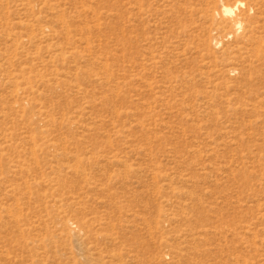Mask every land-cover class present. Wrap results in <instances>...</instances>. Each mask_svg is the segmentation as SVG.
I'll return each mask as SVG.
<instances>
[{
	"label": "rangeland",
	"instance_id": "obj_1",
	"mask_svg": "<svg viewBox=\"0 0 264 264\" xmlns=\"http://www.w3.org/2000/svg\"><path fill=\"white\" fill-rule=\"evenodd\" d=\"M0 264H264V0H0Z\"/></svg>",
	"mask_w": 264,
	"mask_h": 264
},
{
	"label": "bare ground",
	"instance_id": "obj_2",
	"mask_svg": "<svg viewBox=\"0 0 264 264\" xmlns=\"http://www.w3.org/2000/svg\"><path fill=\"white\" fill-rule=\"evenodd\" d=\"M240 5V4H239ZM243 5V4H242ZM237 8L238 7H236V8H232V7H230V6H226V5H223V15L224 16H226V17H228V16H230V17H232L234 14H235V12H236V10H237ZM241 27V24H239L238 25V29Z\"/></svg>",
	"mask_w": 264,
	"mask_h": 264
}]
</instances>
